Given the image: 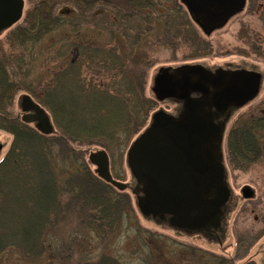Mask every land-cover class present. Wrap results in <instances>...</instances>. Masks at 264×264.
I'll return each instance as SVG.
<instances>
[{"label": "trees", "instance_id": "trees-1", "mask_svg": "<svg viewBox=\"0 0 264 264\" xmlns=\"http://www.w3.org/2000/svg\"><path fill=\"white\" fill-rule=\"evenodd\" d=\"M27 1L31 7L6 34L7 49L0 40V128L13 135L0 160V254L7 249L29 258L47 253L50 259L59 256L58 264H163L153 255L130 262L108 252L94 260L79 255L84 248L75 249L71 235L75 228L90 230L104 243L115 236L132 209L127 190L117 191L98 177L81 146L100 145L110 155L116 151L122 155V148L145 126L156 99L152 89L151 96L145 94V64L137 68L139 63L128 56L148 42L150 34H159L163 44L172 43L174 36L190 39L194 56L210 51L208 40L188 35L193 21L179 0L170 5V0ZM65 3L74 8L56 12ZM90 24L95 25L85 29ZM63 26L75 35L71 43L79 49V59L46 80H27V47ZM95 31L99 36L107 32L108 43H102ZM20 89L46 109L54 124L52 133L44 134L14 114ZM258 131L264 132V115L237 117L226 137L231 168L248 170L264 154ZM112 173L122 176L113 168ZM58 229L71 231L61 244Z\"/></svg>", "mask_w": 264, "mask_h": 264}, {"label": "rangeland", "instance_id": "rangeland-1", "mask_svg": "<svg viewBox=\"0 0 264 264\" xmlns=\"http://www.w3.org/2000/svg\"><path fill=\"white\" fill-rule=\"evenodd\" d=\"M168 3L170 5L171 0ZM24 7L26 10L31 7V4L25 0ZM73 8L74 6L65 3L59 6L56 12L67 13ZM110 16L114 17L113 13H110ZM93 25L90 24L85 29H92ZM96 25L101 26V23ZM9 30L0 34V40L5 49L8 48L5 38ZM188 33L189 36L196 33L203 39H207L211 46L210 51L206 55L194 56L191 55L193 44L190 39L185 42L180 37L174 36L172 43L163 44L159 40V34L153 33L149 35L148 42L144 41L142 46L132 53V56H128L132 62L139 63L135 65L137 68L145 64L147 69L145 94L147 96L152 95L150 91L152 79L160 66L198 62L208 66L233 64L240 68H256L257 71L264 73V0H248L243 12L231 18L227 24L210 35L204 34L194 22L189 26ZM96 34V36L100 35L98 32ZM82 37H77V39H82ZM98 38L102 40V43H108L107 32H102ZM72 40H75L74 33L69 26H63L46 33L37 43L27 47V65L24 67L25 73L28 72L27 80L33 82L46 80L52 72L68 65L72 59H79V49L71 43ZM118 40H120L119 36L115 39L116 43ZM24 93L32 95L25 89H20L16 93L12 107L16 115L20 114L18 102ZM174 106L173 103L167 101L160 103L156 101L146 124L154 111L163 108L173 113ZM233 108L230 107L225 117L218 120L223 124H221L223 126V156L227 172L225 182L229 188L230 199L206 225L207 227L221 226L224 235L221 236L220 242L209 239L207 232L193 229L181 231L176 229L180 227L178 225L170 226L168 213H154L152 209L141 213L135 204L134 196L127 190L131 196L132 209L129 215L123 216L122 223L111 240L102 243L90 230L83 227L75 228V231L71 233L72 238L76 239L75 249L79 252L78 248H84L79 255L82 254L83 257L94 260L101 253L108 252L111 255L122 256L124 261L128 259L129 262L153 255L156 261L163 264H221L224 261L228 264H264V154L248 170L243 171L229 166L226 150L227 133L239 115L248 113L264 115V82L256 99L237 109ZM225 123H227L226 128ZM26 124L33 126L30 122ZM257 134L261 135V142L264 143V132L258 131ZM12 139L13 135L10 132L0 128V143L3 145L0 160L8 151ZM129 145L122 148V155L118 154V151L110 155L105 148L110 155L111 168L117 175L122 174L118 176L120 177L118 179L124 182L131 181V174L125 163ZM81 148L87 149L86 155H88L90 151L104 147L86 145ZM90 167L95 168L94 165ZM244 189L247 190L246 195L243 193ZM229 204L231 207L226 213L225 210ZM213 221H220V223L213 225ZM70 232L68 229V233ZM68 233L65 229L57 232L60 239L59 244L69 238ZM157 256H160V259ZM59 262V256L50 259L47 253L40 258L26 257L17 249H7L0 254V264H58Z\"/></svg>", "mask_w": 264, "mask_h": 264}, {"label": "water", "instance_id": "water-1", "mask_svg": "<svg viewBox=\"0 0 264 264\" xmlns=\"http://www.w3.org/2000/svg\"><path fill=\"white\" fill-rule=\"evenodd\" d=\"M180 1L208 34L223 26L244 5L243 0ZM24 5L25 0H0V33L22 19ZM177 69L184 71L182 76L173 73ZM187 73L202 78L191 81ZM261 76L250 69L213 73L199 63L175 68L161 66L153 78L156 99H182L184 106L178 115L164 109L155 111L147 127L131 142L126 161L137 184L113 177L104 148L90 151L88 160L100 178L120 190L134 191L141 212L152 209L154 213H168L172 226L201 229L216 216L230 193L224 182L223 124L217 116L252 100L259 91ZM207 83L216 88L211 96ZM193 90L203 96L191 97ZM20 104L26 112L24 121L34 119L37 130L44 134L53 132L50 115L29 94L21 96ZM2 146L0 143V150ZM213 192L215 196L209 198Z\"/></svg>", "mask_w": 264, "mask_h": 264}, {"label": "flooded vegetation", "instance_id": "flooded-vegetation-1", "mask_svg": "<svg viewBox=\"0 0 264 264\" xmlns=\"http://www.w3.org/2000/svg\"><path fill=\"white\" fill-rule=\"evenodd\" d=\"M243 2H244L243 8L240 11L235 12L233 15H231L229 17V19L227 20L226 24L229 22V20L231 18H233L234 16L240 14L241 12H243L245 10L248 0H243ZM196 24L200 27V29L203 31V33H205L206 35H209L210 34V33L209 34L206 33L199 23L196 22ZM201 65H203L204 67H206L208 70L212 71L213 73H216V70H221V71H225V72H231V71H235L237 69H243V68H240V67L235 66L233 64H225V65H217V66H208V65H205L204 63H201ZM250 70L257 71L256 68H254V69L250 68ZM183 72H184L183 70H178V69L177 70H173V73L176 75V77L182 76V73ZM257 72H259V71H257ZM260 73L262 74V76H261V80H260L259 91H258L257 95L252 100H254V99H256L258 97V95L260 94V92L262 90V87H263L264 73L263 72H260ZM187 75H188V78L191 81H196V80L198 81V80H200L202 78V77L199 76V74L187 73ZM207 85H208V89H209V92H208L209 95L208 96H211V94L214 93V91L216 90V88L212 84L207 83ZM190 95H191V97H200L202 95V93L199 92V91L193 90V91H191V94ZM167 100L170 101V102H172L175 105L174 106V108H175L174 115H178L182 111V109H183L184 101L182 99H177V98H172V100L171 99H167ZM211 111L216 116V113L217 112L215 111V109L214 108H211ZM29 112L31 113V111H29ZM22 114H23V112L20 115H22ZM217 117H218V120L219 119H222V118L225 117V114L224 115H221L219 113V115ZM217 117H216V120H217ZM243 191L246 193L247 190H243ZM214 196H215V192L210 193L209 198H212ZM230 207L231 206L229 204L226 210L229 211ZM194 213H196V212H194ZM213 223H215V224L216 223H220V221H217V222L213 221ZM206 228H207V230H206L207 237L209 239L210 238L213 239L214 237H216V238H218V239L221 240V236H222L221 232L223 231L221 229V226L220 227L219 226L218 227L217 226H215V227L214 226L213 227L212 226H209V227L206 226Z\"/></svg>", "mask_w": 264, "mask_h": 264}]
</instances>
